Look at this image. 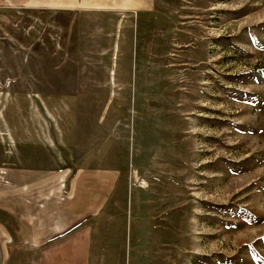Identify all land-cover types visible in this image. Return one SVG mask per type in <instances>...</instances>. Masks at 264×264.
Masks as SVG:
<instances>
[{
	"label": "rangeland",
	"instance_id": "obj_1",
	"mask_svg": "<svg viewBox=\"0 0 264 264\" xmlns=\"http://www.w3.org/2000/svg\"><path fill=\"white\" fill-rule=\"evenodd\" d=\"M3 3L0 123L44 93L51 144L0 161V264H62L61 224L91 239L81 264H136L134 235L146 264H264V0ZM93 57L108 96L86 120L70 95ZM30 202L49 238L11 226Z\"/></svg>",
	"mask_w": 264,
	"mask_h": 264
},
{
	"label": "crops",
	"instance_id": "obj_2",
	"mask_svg": "<svg viewBox=\"0 0 264 264\" xmlns=\"http://www.w3.org/2000/svg\"><path fill=\"white\" fill-rule=\"evenodd\" d=\"M3 0H0V7L3 6ZM90 42L88 46H83L85 49L90 48H98L99 42L94 40L93 37H90ZM79 47L76 49L78 50ZM94 58V57H93ZM83 58L81 60L82 62V69H84L86 66L88 67L87 73L83 71V74L81 77L77 80L79 82V88L76 89L73 93L72 98V104L73 102L76 103L77 107L80 108L81 113H86V120H88V116L93 113L94 107H95V113L97 115L98 113V99L101 97H107L108 93L107 90L100 91L99 90V83L100 81L107 80L108 73L103 72V77L99 78V72L93 73L92 66L97 62V58ZM75 64H78L77 58L74 59ZM109 65V64H108ZM112 73V71L110 70ZM109 72V73H110ZM93 73V74H92ZM37 93L33 92V94H37L38 97L29 96L27 98V109H28V115H27V123L19 124L17 121L15 122V114L18 113V100L11 99V105H12V114L11 119L9 123H0V137L4 138V142L0 145V161H25L29 162L30 160H34L33 155L34 153L31 151L33 150V147L36 145L42 146L43 149L46 146H49L51 144V132H50V122L49 119L45 117V113L42 111V107L50 106V101L46 100V96L44 93H40L39 91H36ZM36 98H41L40 102L36 100ZM71 104V105H72ZM42 107H41V106ZM91 121V120H90ZM85 126V125H84ZM83 127V126H82ZM91 125L86 126L85 129H89ZM76 130V128H74ZM6 131V132H5ZM6 135V136H5ZM8 136L11 139V141H8ZM86 140H92L93 134L88 132L84 135ZM4 145H10V148H4ZM26 145V146H24ZM11 152V159L7 158V153ZM41 154V158L39 161H45L50 160L49 154H45L44 150ZM72 160V159H71ZM35 172H32L31 174L22 173L23 177H35ZM141 185V184H140ZM145 186V185H144ZM143 185H141V188H144ZM26 213L21 214L20 216H17L15 218V213H12V222L11 226L14 228L15 231L22 230V234H27L28 238H30V234H34V238L41 240L39 235H42L43 237H50V232L52 230V226L50 224V221L48 223L46 222L47 216L49 213L46 212V209L43 207V204L40 205V207L32 206L31 202L26 205V208H24ZM70 210L76 209V204L73 203ZM18 211V209H17ZM34 211V212H33ZM37 211V212H36ZM17 215V214H16ZM20 217H25V219H21ZM33 217V218H31ZM59 226V225H58ZM140 230L142 229V226L140 225ZM61 228L69 229V226L67 224H61L60 225V232H59V238H58V250L57 253L54 254L62 264H81L78 263V259H81L83 257H89L91 256L92 252L90 249H87V254L84 253V246L81 245L83 240H86L82 230H76L72 229L70 232H61ZM92 230L90 228V233H88L87 236H91ZM136 234V233H135ZM48 235V236H47ZM85 236V237H84ZM105 237H108V235H105ZM133 245L136 249L135 254H137L138 262L136 264H146L147 259V243L145 242L146 235L144 238H137L135 235ZM141 237V236H140ZM87 238V237H86ZM91 239L87 238V241H90ZM84 243V242H83ZM113 252H116L113 250ZM117 254V253H116ZM140 256V257H139ZM108 257H110L108 255ZM65 260V261H64ZM68 260V261H67ZM120 258L117 255H113L111 258V263L109 264H118L120 263ZM108 264V263H106ZM122 264V263H121Z\"/></svg>",
	"mask_w": 264,
	"mask_h": 264
},
{
	"label": "bare ground",
	"instance_id": "obj_3",
	"mask_svg": "<svg viewBox=\"0 0 264 264\" xmlns=\"http://www.w3.org/2000/svg\"><path fill=\"white\" fill-rule=\"evenodd\" d=\"M144 185V184H143Z\"/></svg>",
	"mask_w": 264,
	"mask_h": 264
}]
</instances>
